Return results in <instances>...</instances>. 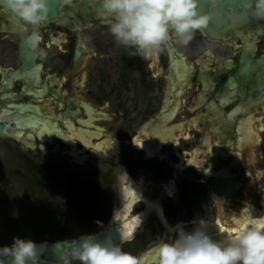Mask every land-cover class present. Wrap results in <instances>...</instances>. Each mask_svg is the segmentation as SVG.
<instances>
[{"label":"flooded vegetation","instance_id":"af4514ba","mask_svg":"<svg viewBox=\"0 0 264 264\" xmlns=\"http://www.w3.org/2000/svg\"><path fill=\"white\" fill-rule=\"evenodd\" d=\"M48 6L35 51L16 18L0 11V117L7 125L0 141L103 178L98 184L67 175L66 205L81 219L66 218L71 233L61 241L104 232L119 206L121 166L142 181L149 201L137 208L145 213L141 228L120 240L144 264H158L161 238H174L165 221L191 230L204 220L208 234L224 240L234 221L264 215V21L236 28L243 35L229 43L197 32L188 46L173 40L145 60L115 41L97 0ZM248 61L259 63L261 76L242 81ZM249 128L253 144L245 142ZM33 165L55 182L48 166ZM75 184L91 194L87 211L75 204Z\"/></svg>","mask_w":264,"mask_h":264},{"label":"clouds","instance_id":"9594fccd","mask_svg":"<svg viewBox=\"0 0 264 264\" xmlns=\"http://www.w3.org/2000/svg\"><path fill=\"white\" fill-rule=\"evenodd\" d=\"M97 15L108 27L115 41L145 60L158 57L166 45L175 40L188 46L197 32L205 31L213 21L210 13L201 12L200 0H97ZM223 0H215L221 4ZM71 4L72 0H63ZM49 0H0V11L7 9L16 18L24 42L36 49L35 33L47 22ZM251 16L264 21V0H240ZM29 29L32 31L29 32ZM47 55L41 52L40 58ZM116 175L119 206L112 212L107 228L100 234L82 235L67 242L69 264H144L142 257L123 250L120 240L131 239L141 228L145 213L137 211L149 204L142 191V181H133L125 168ZM163 220V211L153 206ZM97 223H100L99 221ZM165 227L172 239L161 238L158 264H264V215L251 217L239 230L233 229L226 239L215 240L207 232L204 220L187 230L183 222ZM101 235L103 239H101ZM119 237V239H118ZM31 239L14 237L10 245L0 247V264H46L41 249Z\"/></svg>","mask_w":264,"mask_h":264},{"label":"rangeland","instance_id":"374dc122","mask_svg":"<svg viewBox=\"0 0 264 264\" xmlns=\"http://www.w3.org/2000/svg\"><path fill=\"white\" fill-rule=\"evenodd\" d=\"M115 149L111 152L115 153ZM33 164L48 166L55 182L46 179L42 172L34 169ZM69 173L98 184L103 179L92 170L87 177L84 168L63 157L28 156L14 145L0 141V247L11 244L8 234L11 235L13 229L33 236L34 232L43 230L52 221L53 214L61 213L71 223L81 219L66 205L65 185Z\"/></svg>","mask_w":264,"mask_h":264},{"label":"water","instance_id":"95a60500","mask_svg":"<svg viewBox=\"0 0 264 264\" xmlns=\"http://www.w3.org/2000/svg\"><path fill=\"white\" fill-rule=\"evenodd\" d=\"M201 12L210 13L213 16V21L210 26L204 31L207 37L212 40H218L220 42H232L236 37L242 36V30H238V27L254 26L261 22L253 16H251L246 10H244L240 4V0H223L221 4H215V0H200ZM259 63L253 64L248 61L242 65L239 75L242 81H246L253 76L256 78L261 76V69L258 67ZM7 125L2 121L0 117V137L6 133ZM116 128L111 129L113 135ZM246 144L254 143V131L248 129L245 134ZM247 146V145H246ZM103 239V236L100 237ZM119 239V237H118ZM69 241H57L49 244L38 243L39 245H45L41 249L40 259L46 262V264H69L70 253L73 249L68 246Z\"/></svg>","mask_w":264,"mask_h":264},{"label":"trees","instance_id":"16d2710c","mask_svg":"<svg viewBox=\"0 0 264 264\" xmlns=\"http://www.w3.org/2000/svg\"><path fill=\"white\" fill-rule=\"evenodd\" d=\"M34 167V165H33ZM35 168V167H34ZM43 168H41L42 170ZM74 189H72L73 191V199L75 201V204L77 205V207H83L85 205L86 202H92V198H91V194L88 193L86 191V189L83 187V189H78L80 187H78L77 184H75V186H73ZM75 190V191H74ZM86 193H88L87 198H85L84 195ZM83 211H87V209L82 208ZM81 209V210H82ZM53 219L52 221L45 226V228L43 230H39L38 232H34L33 236H28L26 231H21V230H15L13 229V231L11 232V235L8 234V242L12 243L13 238L14 237H19V238H23V239H31L35 242L38 243H45V244H49V243H53V242H57V241H61V240H65L69 234L71 233L67 220H66V216L58 213V214H53ZM10 238V239H9Z\"/></svg>","mask_w":264,"mask_h":264},{"label":"snow or ice","instance_id":"6c2138e0","mask_svg":"<svg viewBox=\"0 0 264 264\" xmlns=\"http://www.w3.org/2000/svg\"><path fill=\"white\" fill-rule=\"evenodd\" d=\"M249 219H250L249 216H245V217H243L242 219H239V220L234 221L235 225L237 226L235 229H236V230H239V228H240L242 225L246 224V223L248 222Z\"/></svg>","mask_w":264,"mask_h":264},{"label":"bare ground","instance_id":"6f19581e","mask_svg":"<svg viewBox=\"0 0 264 264\" xmlns=\"http://www.w3.org/2000/svg\"><path fill=\"white\" fill-rule=\"evenodd\" d=\"M94 136H95V134H94ZM96 136H97V135H96ZM73 154H74L75 156H77V153H76V151H74V152H73Z\"/></svg>","mask_w":264,"mask_h":264}]
</instances>
